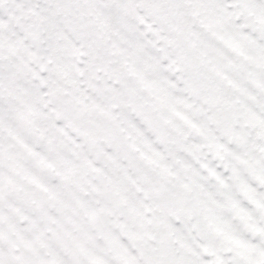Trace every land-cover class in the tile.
<instances>
[{
    "label": "snow or ice",
    "instance_id": "6c2138e0",
    "mask_svg": "<svg viewBox=\"0 0 264 264\" xmlns=\"http://www.w3.org/2000/svg\"><path fill=\"white\" fill-rule=\"evenodd\" d=\"M0 264H264V0H0Z\"/></svg>",
    "mask_w": 264,
    "mask_h": 264
}]
</instances>
